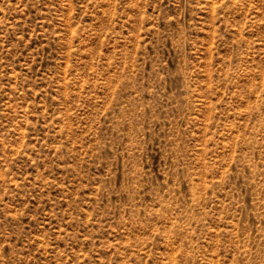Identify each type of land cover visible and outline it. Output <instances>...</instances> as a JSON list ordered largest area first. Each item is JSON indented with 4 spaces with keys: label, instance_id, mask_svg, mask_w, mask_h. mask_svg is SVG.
Returning <instances> with one entry per match:
<instances>
[{
    "label": "rangeland",
    "instance_id": "obj_1",
    "mask_svg": "<svg viewBox=\"0 0 264 264\" xmlns=\"http://www.w3.org/2000/svg\"><path fill=\"white\" fill-rule=\"evenodd\" d=\"M0 264H264V0H0Z\"/></svg>",
    "mask_w": 264,
    "mask_h": 264
}]
</instances>
